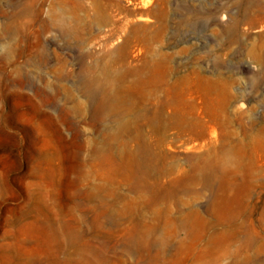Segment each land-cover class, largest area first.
Wrapping results in <instances>:
<instances>
[{"label": "rangeland", "instance_id": "rangeland-1", "mask_svg": "<svg viewBox=\"0 0 264 264\" xmlns=\"http://www.w3.org/2000/svg\"><path fill=\"white\" fill-rule=\"evenodd\" d=\"M261 241L264 0H0V264L263 263Z\"/></svg>", "mask_w": 264, "mask_h": 264}, {"label": "bare ground", "instance_id": "bare-ground-1", "mask_svg": "<svg viewBox=\"0 0 264 264\" xmlns=\"http://www.w3.org/2000/svg\"><path fill=\"white\" fill-rule=\"evenodd\" d=\"M14 26V25H13ZM59 90V89H58ZM44 91V90H43ZM43 93V92H42ZM46 94V93H45ZM110 94L111 92H109L108 90H106L100 100L99 103V108L102 109L104 107H106L108 105L109 102V98H110ZM97 95V94H96ZM96 100V99H95ZM112 100V99H111ZM103 111V110H102ZM101 117V116H100ZM132 151V150H131ZM150 154V153H149ZM129 159V158H128ZM131 161V160H130ZM135 169L134 172L136 174V181L135 184L133 186V188H138L137 186L139 184L145 183L147 184V180H146V175L148 173V163H146L144 160L142 159H135ZM135 180V179H134ZM104 213L106 214V211H104ZM211 225L204 220L202 226L199 228L200 232L198 233V235H196L195 237V243H198L199 241H201L206 235H208L209 231H210ZM237 228V227H236ZM137 238L142 239L140 236H138ZM127 242H130V239H128ZM264 243V241H261ZM133 250L138 251V252H144V251H150V246L148 244H146L143 241H139L137 242V245L133 246ZM143 250V251H142ZM221 255V254H219ZM261 259V258H260ZM246 263L247 264H264L263 263H258L256 260H254L252 257H247L246 258ZM212 261H208V263L206 264H211ZM234 264H240L239 262H236Z\"/></svg>", "mask_w": 264, "mask_h": 264}]
</instances>
